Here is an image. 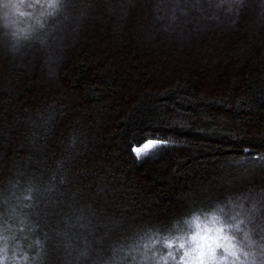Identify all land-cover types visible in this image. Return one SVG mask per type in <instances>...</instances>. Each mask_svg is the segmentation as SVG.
I'll use <instances>...</instances> for the list:
<instances>
[{
  "label": "trees",
  "instance_id": "16d2710c",
  "mask_svg": "<svg viewBox=\"0 0 264 264\" xmlns=\"http://www.w3.org/2000/svg\"><path fill=\"white\" fill-rule=\"evenodd\" d=\"M34 13L0 28V235L27 264H92L217 205L264 219V0Z\"/></svg>",
  "mask_w": 264,
  "mask_h": 264
},
{
  "label": "clouds",
  "instance_id": "9594fccd",
  "mask_svg": "<svg viewBox=\"0 0 264 264\" xmlns=\"http://www.w3.org/2000/svg\"><path fill=\"white\" fill-rule=\"evenodd\" d=\"M39 7L40 0H0V28L18 35ZM28 258L14 233L0 235V264H27ZM92 264H264V219L249 224L222 205L193 211L168 231L150 229L109 247Z\"/></svg>",
  "mask_w": 264,
  "mask_h": 264
},
{
  "label": "rangeland",
  "instance_id": "374dc122",
  "mask_svg": "<svg viewBox=\"0 0 264 264\" xmlns=\"http://www.w3.org/2000/svg\"><path fill=\"white\" fill-rule=\"evenodd\" d=\"M151 145H152V144H149V145L146 146V147H142V148L138 149V150H137V154H138V155L143 154V152L145 151V149H148Z\"/></svg>",
  "mask_w": 264,
  "mask_h": 264
}]
</instances>
